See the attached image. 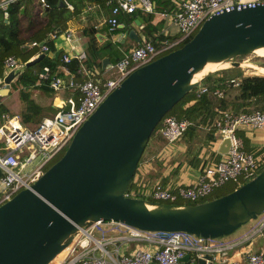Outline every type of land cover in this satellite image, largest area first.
I'll return each instance as SVG.
<instances>
[{
  "label": "water",
  "instance_id": "obj_1",
  "mask_svg": "<svg viewBox=\"0 0 264 264\" xmlns=\"http://www.w3.org/2000/svg\"><path fill=\"white\" fill-rule=\"evenodd\" d=\"M124 33L137 38L134 28ZM263 44L264 0L207 16L182 44L129 71L80 123L62 153L28 187L0 203V264H47L78 226L97 219L143 230H182L204 239L226 235L255 219L264 210V168L231 190L193 204L161 202L158 207L127 195L125 189L155 124L210 72L204 66ZM44 54L50 51L8 68L0 93ZM106 62L102 57L101 65ZM199 71L192 83L182 85ZM228 144L224 136L215 150L224 153ZM212 257L203 253L196 264H216ZM187 258L185 253L181 260Z\"/></svg>",
  "mask_w": 264,
  "mask_h": 264
},
{
  "label": "built area",
  "instance_id": "obj_2",
  "mask_svg": "<svg viewBox=\"0 0 264 264\" xmlns=\"http://www.w3.org/2000/svg\"><path fill=\"white\" fill-rule=\"evenodd\" d=\"M12 1L15 0H0V9L4 10ZM37 1L38 6H48L45 0ZM259 1L263 0H180L174 11L162 13L176 26L177 36L174 39L163 42L159 47L150 41H143L127 48L120 58L110 64L115 74L98 77L95 73H89L83 80L75 82L77 95L67 96L53 115L42 117L33 127L23 125L15 114L1 113L0 140L4 149L0 152V203L20 188L28 187L47 163L62 153L80 123L129 71L190 37L207 16L228 10L234 5H253ZM105 3L110 4V15L105 19L109 28L116 25L115 16L120 12L153 10L151 0H105ZM67 6L70 7V4L67 3ZM70 34V30L65 31V39ZM35 44L39 45L36 40L27 42L28 46ZM39 46L45 49L44 44ZM81 56L82 53L75 57ZM67 57L63 55L64 60ZM17 63L13 54L6 55L2 60L3 73ZM229 81L233 85L238 83V79L233 77ZM50 84L57 88L60 79L55 77ZM214 92L220 95L217 88ZM188 124L187 118L167 114L161 118L156 132L164 137L166 143H172ZM214 126L219 139L228 137L226 152L221 153L217 160L204 165L197 177L185 184L176 183L171 186L154 182L145 192L154 200L150 202L175 204L182 200L201 199L226 182L240 184L241 179H249L256 174L257 158L243 148L242 139L236 130L264 129V111L224 110L215 119ZM28 164L30 166L27 167ZM262 228L264 210L258 215L256 224L246 234V238L260 233ZM211 239L182 230H143L118 220L97 219L78 226L69 242L61 249L64 252L56 257L61 250L57 252L47 264H196L197 256L203 253L213 255L221 250V245L211 242ZM137 242L146 243L147 246L142 247ZM185 253L192 255L187 260H181ZM224 262L240 264L233 258L224 259ZM244 264H264V247L246 252Z\"/></svg>",
  "mask_w": 264,
  "mask_h": 264
},
{
  "label": "trees",
  "instance_id": "obj_3",
  "mask_svg": "<svg viewBox=\"0 0 264 264\" xmlns=\"http://www.w3.org/2000/svg\"><path fill=\"white\" fill-rule=\"evenodd\" d=\"M45 1L48 3V6H38L37 0H15L8 3L4 10L0 9V77L2 76L4 70L2 60L8 54H13L16 57L17 62L22 63L29 59L33 54H37L39 52L46 53L47 51L52 52V55L44 54L37 61L25 66L24 69L20 71L9 84L8 92L13 89H17V98L21 103L20 109L25 111H29L36 106L34 98L31 96L28 87L33 86L41 92H47L49 89H52L50 83L55 77L64 80V83H60L59 85L62 94H66L67 96L77 95L78 90L75 82L83 80L86 75L82 77L79 60L73 55H70L69 52H66L63 48L57 50V45L63 31L66 28L67 22L69 20L76 19V13L81 11L86 2L102 5L105 0H64V4L60 6L56 5L57 0ZM151 1L153 3L152 11L147 12L140 10L145 22L143 30L145 36L148 35L143 39V41H150L155 47H159L163 42L174 39L177 36V33L170 38H166V36L162 37L163 35H149L153 31V25L150 22L153 17L152 13H170L176 9V6L174 4L170 7L166 6L168 5V0ZM35 3L38 10L34 9ZM67 3L70 4V7L67 6ZM106 5L107 6L105 7L110 10V4L107 3ZM107 28L109 33L119 30L117 26L109 29L107 25ZM80 29L84 34L88 35L89 40L91 41L85 53L84 66L86 68L91 69L93 67L91 58L94 50L95 52H98L99 49L96 48L103 49L107 53L113 54L111 59L112 62L124 54L126 49L122 52L119 50L116 51V49L113 48V43L109 41V39L102 45H95L93 39L95 29L92 25H90V23L86 22L81 24ZM53 31L55 34L52 36L51 32ZM31 40H36L37 43L39 41H43L45 49H41L38 44L27 46L26 43ZM143 41H139L138 43H142ZM184 41L177 44L175 47L179 46ZM64 54L68 55L66 60L63 59ZM245 55L247 54L235 57H243ZM254 55L258 56L256 54ZM262 59L264 60V57H262ZM258 65L264 66V62H261ZM43 68L46 70L44 73H41ZM231 77L238 79V83L236 85H233L229 81ZM69 78L73 81L72 84L69 83ZM202 87L204 88L203 90H201ZM215 88L220 91V95L214 92ZM252 109L264 111V74H244L240 71L239 65H228L226 67L216 68L202 76L171 106L169 110L162 115V117L167 114H172L176 118L184 117L189 120L188 126L174 142L181 140L183 137L186 138L187 135L191 138L196 128L203 127L207 133L205 141L203 139L204 142L196 147V153H199L206 144H211V142L216 138L217 131L214 126V121L219 117L222 111L228 110L235 112L241 110L248 111ZM1 113H6L7 115L12 114L2 102H0V114ZM161 118L155 124L150 135L157 133L156 129L159 126ZM158 134L163 138V143L165 144L166 140L164 137L160 133ZM146 145L147 142L142 150L137 164L143 156ZM243 148L246 151H251L254 157L257 158L258 165L255 173L263 169L264 145L255 149L253 147L245 148L244 146ZM3 149L4 148L0 140V152ZM219 156L220 154L214 148L209 149L207 156L200 157L201 163L199 164V170L207 163L217 160ZM56 158H54V160ZM137 164L125 189V193L130 196L154 201L148 193H145L149 188H151L154 182L150 183L142 179L139 173H137ZM246 180L247 179H241L239 183ZM157 182L165 185L163 182ZM166 184L173 186L176 183ZM237 184L238 183L236 182H229V185L220 186L201 199L182 200L175 202V204H193L210 199L231 190L237 186Z\"/></svg>",
  "mask_w": 264,
  "mask_h": 264
},
{
  "label": "crops",
  "instance_id": "obj_4",
  "mask_svg": "<svg viewBox=\"0 0 264 264\" xmlns=\"http://www.w3.org/2000/svg\"><path fill=\"white\" fill-rule=\"evenodd\" d=\"M62 1L64 4V0ZM179 1L180 0H168V5L166 6L170 7L172 4L177 6ZM106 4L105 1L102 5L86 2L81 11L76 13V19L67 22L66 28L57 45V50L63 48L74 57L81 53L83 54V56L77 57L82 77L85 75L87 76L89 73H95L98 77L112 76L115 74V70L110 66L113 54H109L100 48H96L99 49L98 52L94 50L92 55L93 67L88 69L84 66L86 49L91 41L88 35L81 31V24L86 22L90 23L95 29L93 38L95 45H102L109 39V41L113 43V48L120 52L135 46L139 41H143V39L148 36H145L143 30L145 22L140 9H135V11L131 13H118L115 16L117 19L115 26H117L119 30L109 33L107 31L108 28L105 19L110 15V10L105 7L107 6ZM152 15L153 17L150 22L153 25V31L149 35H163L162 37L166 36V38H170L177 33L175 24L168 21L165 15L158 12L152 13ZM132 28H134L137 35L136 39L128 37L124 33ZM68 30H70L71 34L68 39H65L64 32ZM51 33L55 34L54 31ZM35 55L36 54H33L31 57ZM50 55H52V52H50ZM105 56L107 57V62L101 65V58ZM221 65L222 67L227 66L226 64ZM45 70L46 69L43 68L41 73H44ZM240 70L244 73L243 69ZM68 80L72 81L71 78ZM60 83H64V80L60 79ZM2 86L0 77V88H2ZM8 89L5 93H0V102L7 107L8 111L17 115L20 122L27 127L35 126L44 116L53 115V113L59 109V105L65 102L67 97L66 94H62L60 86L57 88L52 87V89H49L47 92H41L33 86H29L28 89L31 96L34 98L36 106L29 111H25L20 109L21 103L17 98V89H13L10 92H8ZM206 133L203 127H198L195 129L191 138L187 135L186 138L183 137L177 142L165 144L158 132L151 134L149 138L151 137L150 141H152V144L148 147L146 146L143 156L137 164V173H139L143 180L150 183L160 181L165 184H185L192 181L199 173V164L201 163L200 157L207 156L209 149H216L221 141V139H219V133L217 132V136L211 144H206L207 146L205 145L199 153H196V147L205 141ZM236 133L242 139L245 148L253 147L255 149L264 145V129L238 128ZM257 220L258 216L240 225L231 233L211 239V242L221 245V250L212 255V259L216 264H224V259L228 260L232 258L237 259L240 264H244L246 252L264 247V228H262L260 233H256L251 238H246V234L256 224ZM136 244H140L142 247L147 246V244L143 242H137ZM127 247L129 249V246ZM191 255V253H188L189 257Z\"/></svg>",
  "mask_w": 264,
  "mask_h": 264
},
{
  "label": "rangeland",
  "instance_id": "obj_5",
  "mask_svg": "<svg viewBox=\"0 0 264 264\" xmlns=\"http://www.w3.org/2000/svg\"><path fill=\"white\" fill-rule=\"evenodd\" d=\"M34 9L38 10L36 3L34 4ZM252 53L253 52H250V54H247L243 57H235V58L232 57L231 59L224 61L222 64L223 65L226 64L228 66V65H231L230 61L236 60L239 62V68L243 69L244 73H263L264 74V66L258 65L259 63L264 62V60L262 59V57H264V56L259 55V54H256L258 56H255ZM150 139H151V137L148 139V142L146 145L147 147L152 144V141H150ZM57 156H59V154ZM56 157H54V158H56ZM54 158L52 160H54ZM32 160L34 161V159H32ZM52 160L49 161L46 166H48L52 162ZM28 166H30V164H28L27 167ZM227 185H229V182H226V183L222 184L221 186H227Z\"/></svg>",
  "mask_w": 264,
  "mask_h": 264
},
{
  "label": "bare ground",
  "instance_id": "obj_6",
  "mask_svg": "<svg viewBox=\"0 0 264 264\" xmlns=\"http://www.w3.org/2000/svg\"><path fill=\"white\" fill-rule=\"evenodd\" d=\"M252 51L254 54H259V55H263L264 56V44L263 45H258V46H255L254 48H252ZM223 62H219V63H208L204 66L203 70L205 71L206 69L207 70H210V71H213L214 69L216 68H219V67H222V64ZM202 70V71H203ZM217 71V70H215ZM199 73H201L200 71L199 72H196L195 74H193V77H192V80L190 81H187V82H184L182 85L185 86V85H188L189 83H192L199 75ZM158 204V202L155 203V205ZM156 206H160V205H156ZM64 252V249L61 250L56 257L60 256L62 253Z\"/></svg>",
  "mask_w": 264,
  "mask_h": 264
}]
</instances>
